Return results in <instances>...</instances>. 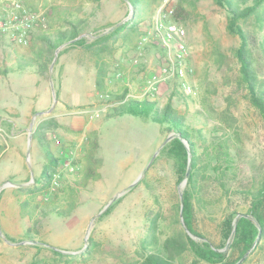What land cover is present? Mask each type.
<instances>
[{
    "label": "rangeland",
    "instance_id": "rangeland-1",
    "mask_svg": "<svg viewBox=\"0 0 264 264\" xmlns=\"http://www.w3.org/2000/svg\"><path fill=\"white\" fill-rule=\"evenodd\" d=\"M11 1L1 0L0 7ZM18 1L31 10L35 18L25 45L0 34V55L7 59L16 56L9 80L4 81L2 87L10 83L12 77L21 84L23 92L35 95L36 103L49 97L51 104L50 110L37 118H28L24 124L19 123L17 129L11 130L4 119H0L3 150L0 154V264H139L144 254L154 251V247L159 252L161 242L177 230L176 205H181L178 190L185 184L181 186L182 180L176 181L173 160L160 153L162 147L154 156L171 132L162 131L161 123L140 116L104 115L118 104L115 96L129 91L137 94L149 73L164 62L165 52L160 45L142 41L143 35L151 36L153 20L162 5L165 9L172 6L183 9L184 18L174 21L190 46L188 62L192 71L188 79L192 91L183 96L175 94L171 98L173 106L187 122L197 127L203 125L195 121L196 110L208 116V126L220 123L226 133L234 136L245 171L260 164L264 152V118L246 99L234 55L239 39L227 32L226 12L214 0H144L142 11L128 0ZM260 14L261 25L253 23L250 29L264 41V4ZM71 22L79 24L78 37H84L87 42L95 34L108 32L119 24L125 23L126 27L116 33L104 51L68 45L71 40L62 43L54 50L53 64L51 61L43 74L37 73L34 62H39L46 48L39 35L44 33L53 40L57 31L67 29ZM65 54L79 70L62 77L65 70L61 63ZM255 54L259 78L264 80V53ZM88 60L96 71L95 81L101 80V88L96 90L102 96L94 108L91 104L65 107L55 115L54 99L61 94L67 101L74 96L79 101L89 99L87 92L93 88L86 67ZM171 91L170 83L160 84L150 100L162 106ZM71 115L89 119L94 129L85 134L75 150L73 147L81 131H76L74 138L66 141V154L57 156L59 162L72 156L74 169L62 173L63 179L52 185V192L36 195L40 205L37 212L32 216L23 214L21 210L25 209H20L19 203L24 196L17 187L27 184L31 175L39 180L41 168L47 161L44 148L32 137L36 119L43 117L57 122L60 116ZM91 131L97 136L95 149L89 148ZM46 137L51 148L52 138ZM54 193L57 196H53ZM51 203L67 213L41 212L44 205ZM233 207L243 212L247 204L237 197ZM152 220H155L154 229L149 228ZM218 220H199L206 236L217 245L220 243ZM85 238L87 245L83 249ZM153 240L155 245L148 243ZM228 247L225 246L224 251ZM79 250L82 251L73 253ZM242 257L238 264H264V250L250 255L247 252ZM191 258L184 253L176 259L181 264H195Z\"/></svg>",
    "mask_w": 264,
    "mask_h": 264
},
{
    "label": "trees",
    "instance_id": "trees-1",
    "mask_svg": "<svg viewBox=\"0 0 264 264\" xmlns=\"http://www.w3.org/2000/svg\"><path fill=\"white\" fill-rule=\"evenodd\" d=\"M142 11L144 0H128ZM227 15L226 30L239 39L234 55L239 64L240 84L246 90V99L264 118V80L259 78L254 54L264 53V41L259 40L251 24H259L263 20L260 9L264 0H214ZM172 8L171 20H180L183 9L180 6ZM79 22V21H78ZM81 22V20H80ZM78 23L71 22L67 29H61L51 39L44 33L39 38L46 48L39 62H34L37 73L43 74L51 63L56 47L71 40L68 45L84 46L87 49L104 51L110 42L115 39L116 33L125 28V23L119 24L112 30L95 34L90 42L80 35ZM133 27V26H130ZM256 55V54H255ZM96 79L95 86L101 88V80ZM172 91L169 99L159 106L156 101L147 98H125L126 92L115 96L118 104L104 113L105 117L131 114L140 116L145 120L161 123L162 131L174 134L160 150L171 157L176 181L184 179L189 160V173L185 186L181 190L180 205H176L178 227L175 232L167 236L160 245V251L146 252L139 264H181L176 258L184 253L190 255L195 264H234L247 252L264 250V152L262 160L255 168L245 171L240 164L238 144L234 136L226 133L220 123H209L208 116L196 110L195 121L203 125L197 127L187 122L173 106L171 98L175 94L184 95L179 90L178 82L174 79L169 82ZM52 121V120H51ZM50 120H42L35 128L32 137L36 138L44 148L47 161L41 169L39 180L18 186L17 189L24 198L20 200V209L23 214L32 216L40 207L36 200L37 194L52 192L53 174L57 171L59 157L53 153L47 140V129ZM89 148L97 146V136L94 132ZM89 149V152H90ZM154 161V160H153ZM49 191V192H48ZM53 196H57L56 193ZM245 200L247 204L246 217H238L232 230L233 220L237 213L242 212L233 207L235 198ZM28 206V209H27ZM31 206V209L29 207ZM110 208V207H109ZM109 208L106 210L108 211ZM66 214L54 203L44 205L41 212ZM219 219L217 228L220 234V243L217 245L206 236L199 224L200 219ZM182 224V226H181ZM150 229L155 228V220L149 224ZM260 235L257 238L258 231ZM152 231V230H151ZM151 238V236H149ZM229 242L227 251H224ZM155 245L154 240L148 241ZM58 253L59 251H55ZM247 257L244 259L246 260ZM241 264V263H240Z\"/></svg>",
    "mask_w": 264,
    "mask_h": 264
},
{
    "label": "built area",
    "instance_id": "built-area-1",
    "mask_svg": "<svg viewBox=\"0 0 264 264\" xmlns=\"http://www.w3.org/2000/svg\"><path fill=\"white\" fill-rule=\"evenodd\" d=\"M171 8H159L151 27V36H142V41H153L164 50V62L149 73L144 84L138 92L140 98H151L158 90L160 84L172 80L178 82V88L185 94L192 91V84L188 74L192 71L188 58L190 46L182 34L183 31L177 22L171 20ZM35 14L26 8L20 1L13 0L0 7V34L9 37L16 44L25 45L28 42L29 31L32 28ZM107 96V95H106ZM126 98V97H125ZM84 111V110H83ZM97 111V110H96ZM56 142L57 138L51 136ZM70 153H72L69 150ZM66 154L63 151L61 154ZM72 156L68 160L60 161L57 171L53 174L52 185H57L64 171L73 170Z\"/></svg>",
    "mask_w": 264,
    "mask_h": 264
},
{
    "label": "crops",
    "instance_id": "crops-1",
    "mask_svg": "<svg viewBox=\"0 0 264 264\" xmlns=\"http://www.w3.org/2000/svg\"><path fill=\"white\" fill-rule=\"evenodd\" d=\"M1 2V0H0ZM4 46V45H3ZM143 49V46H141ZM88 57V56H87ZM16 59V56L14 59L12 58H5L2 55H0V119H4V123L6 126H9V128L17 129L19 123L24 124L28 118H33V116L39 117L40 114H44L47 112L50 106V99L49 97L45 98L44 100H39L37 103L34 101L35 95L32 94H26L23 92L22 86L20 89V85L18 81L14 82L16 79L10 78V83L6 82V86L2 87V83L4 81H8L10 74L13 70V63ZM70 56L65 54L63 56L62 60V69L65 70L64 73H62V77H66L70 72L71 73H78V65L71 63L72 60H69ZM76 60V59H75ZM87 70L89 74V78L92 82L91 88L93 90L87 92V97L89 99H85L82 101H79L77 96H74V99L67 101L64 96L61 94L60 97L56 100V102L53 105V109L55 110V115L60 114L62 110L65 107H72V106H81L83 104H91V106L95 107V102L98 101L99 97L102 96L99 91L96 90L95 87V74L96 71L89 62L87 61ZM65 75V76H64ZM62 79V78H61ZM160 87V86H159ZM131 95V96H130ZM127 97L137 98V94L133 92L126 93ZM137 96V97H136ZM93 97L92 101L91 98ZM76 98V99H75ZM140 99V97L138 98ZM150 100V98H147ZM37 112L35 115L33 113ZM123 115V114H122ZM44 118L41 117L40 119H36L35 126H37ZM94 129L92 127V122L85 118L80 117L78 115H71V116H60L57 118V122L54 120L51 121V123L48 125L47 129V135L52 136L54 135L55 138H57L58 142H56L52 137V147L51 150L54 154H61L63 151H66V141L69 139L74 138V135L76 134V131H81V137L79 141L75 144L73 147V150H75L78 146L82 144V139L84 138L85 134ZM50 134V135H49ZM49 138V137H48ZM15 143H13L14 145ZM80 149V147H79ZM6 150V149H5ZM4 150V152H5ZM3 150L1 149V142H0V154L3 153ZM14 154L18 155L17 152L14 151ZM65 154V153H64ZM20 157V155H18ZM42 169V168H41ZM63 175L60 176L59 179L62 178Z\"/></svg>",
    "mask_w": 264,
    "mask_h": 264
},
{
    "label": "water",
    "instance_id": "water-1",
    "mask_svg": "<svg viewBox=\"0 0 264 264\" xmlns=\"http://www.w3.org/2000/svg\"><path fill=\"white\" fill-rule=\"evenodd\" d=\"M55 57H56V53H55V56H54V58H53V60H52L51 65L53 64V62H54V60H55ZM55 102H56V99H54V103H55ZM172 137H174V134H173V133H169V134L164 138L163 142L161 143V145L159 146V148H158L157 151L155 152L154 156L158 153L159 149H160L164 144H166V143H167ZM29 138H31V135H29ZM154 156H153V157H154ZM27 163H28V161H27ZM189 168H190V165H189V160H188V164H187V170H186L185 178L182 180V182H181V186H183V185L185 184V182H186V178H187V175H188V173H189ZM30 170H31V169H30ZM143 173H144V172L141 173V175L137 178V180L143 175ZM137 180H136V181H137ZM33 181H34V179H33L32 175H31V177H30L28 183L33 182ZM0 190H1V189H0ZM178 191H179V195H180V197H181V188H179ZM108 204H109V203H107V204L104 206V208H105ZM104 208H103L100 212H98L94 217L98 216V215L104 210ZM246 216H248V214L245 213V212H239V213H237V214H236V217H235L234 220H233L232 230H233L234 227H235V221H236V219H237L238 217H246ZM94 217L92 218V220L94 219ZM180 220H181V223L183 224L182 215H181V205H180ZM259 235H260V229H259V231H258L257 238L259 237ZM86 245H87V238H85V246L83 247V249L86 247ZM50 247H52L53 249L57 250L56 247H53V246H51V245H50ZM227 247H228V243L226 244V248H227ZM63 251L65 252V250H63ZM63 251H62V252H63ZM81 251H82V250H79V251H73V253H78V252H81ZM242 259H243V257L240 258V259L236 262V264H238Z\"/></svg>",
    "mask_w": 264,
    "mask_h": 264
}]
</instances>
